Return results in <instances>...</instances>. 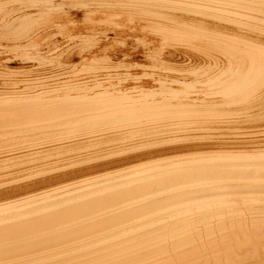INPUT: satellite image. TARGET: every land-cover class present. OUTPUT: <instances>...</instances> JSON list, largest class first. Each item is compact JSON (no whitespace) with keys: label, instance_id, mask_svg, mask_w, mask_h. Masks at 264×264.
<instances>
[{"label":"bare ground","instance_id":"bare-ground-1","mask_svg":"<svg viewBox=\"0 0 264 264\" xmlns=\"http://www.w3.org/2000/svg\"><path fill=\"white\" fill-rule=\"evenodd\" d=\"M54 1L55 0H0V11L4 10L1 8L7 7L8 4H9V6H11L12 3L16 4L17 5L16 7L21 6L19 8L20 10L23 9L22 7L26 8V10L29 9V11L27 10V12L22 10L24 13L22 14V11H21L20 13L22 15L17 13L18 15L16 14V16H13V11L11 13V10H10V14H12L13 17L9 14L8 11L5 12L4 15L7 13L8 14L5 15L3 18H6L8 15H10L12 18L9 19L10 16L7 17V23H5V25H3V26H2V24L0 25L1 26L0 27V36L4 37L6 39L12 38V39L16 40V42L18 41V39L20 41L24 40L26 37H28L29 34H32L30 32L33 30L34 26L36 27L37 25H39V24H37V25H35V24L38 23V21L40 23L42 21V20L40 21V19H42V18L45 19V17H47V12H50V11L52 12L53 10L54 11L56 10V13L58 11L60 12V10H57V9H59V8L61 9L63 6L62 4L64 2L61 4V2L59 0H57V1H59L60 3L54 2ZM68 1H71V0H68ZM72 1H74V0H72ZM104 1H107V3L110 2V5H108L109 3L108 4H105L104 2L103 3H104V5H107L110 8L116 9V10H114V11H116L115 13H117V10H118L120 12H125L124 14L127 13V14H130L131 16L136 17L139 21L144 20V21L150 22L151 25H154L155 29L158 30L157 31L158 34L161 35L162 32H164L165 34L163 33V35H166L167 38L172 39V41H174V40L180 41L183 39V41L184 40L188 41V42L186 41L187 44L191 41H194L195 43L198 42L199 45L201 46L200 47L201 50L198 48L199 54L201 57H203L204 60H208L209 64L213 63V61H214V63L216 62L215 64H217L219 62L217 64L218 69H217V71H215L216 69H214L213 74L211 72L212 70L209 72L210 74H208L207 71L202 72L201 70H199L202 73H207V75H206L207 77L206 78L204 77L205 79L203 80V83L202 82H200V83H202L207 89H210V91L212 93L210 91L209 92L207 91L210 95L207 96L208 98H206L205 95H207V94L205 93V95H204L203 94L204 91L203 92L201 91L202 93L201 92L200 93L203 94L205 99H203L202 98L203 96H202V97H199L202 99H196V97H195V99H193L191 101H188L187 97H186V100H183L184 99V95H183L184 93H183L182 94L183 96H180V97H183L182 99L178 98V99H176V101H172L173 99L165 100L166 98L168 99V97H169V96L167 97V93L165 91V93H166L165 99H163L164 98L163 97L164 95H163L162 99H159V101H158V99H157V101H154V100L150 101V99H149V101H147L145 99L142 100V99L138 98V100H137V99L129 98L128 97L129 94L126 95L127 88L125 90V87H127V86L124 87V90L122 89L124 84L120 85L121 89L123 91L122 90L120 91V89L117 91V89L119 87H117V89L114 91H111L110 89L103 88V87L96 90L95 88H97V86H98V85L96 86L97 83L95 84V88H93L94 87L93 83H95V82L91 81V80H96L95 79L96 77L94 79L90 78L91 79L90 81L92 83L91 82H89V83L91 85L93 84L92 88H90V87L86 88L84 86L85 88L79 89V90H77L78 87H76V86L73 88L71 87L70 90H66L67 87L65 88L64 87L65 84H64V85H60L61 87H63V88H61V89H63V91L59 92L57 88H56L57 91L50 89V87H52L53 85H51L50 87H48V86L46 87V84H47L46 83V84H44L45 88L46 89L49 88V90L47 89V91H41V90L38 91L37 90L38 92H33V94L30 93L31 95H26V96L22 95V93H21L22 96H20V97H18V95L16 94L17 98H15V95H14L15 92H14V94H13L14 98H12V97L11 98H0V140H4V139L7 140V138H8V141H9L10 137L11 138L20 137L19 138V140H20L21 138H24V137H26V138L28 137L29 139L34 137L35 139H37L36 137H41V136H44L46 138L47 137L50 138V137L55 136V135H58V136L62 135L61 137L50 138V140L48 139L45 143H41L42 146L39 148L44 149V150H45V148H47V150H48L49 147H51V146L53 147L56 144H58L57 145V147H58L60 145L61 146L62 145H68V146L74 145L75 146V145H77V142H79V141L81 142L84 140H89L92 142V140H97L98 138H100L101 134H102L101 136L104 138L103 133H99V132H104L105 130H99L96 132L90 131L91 133L88 132L89 134H83L82 136H80V135L77 136V134L75 132H78L77 130H92V129L95 130L94 128L99 126V124L102 125V123H105V122L109 123V125L116 126L114 128H110V130L111 129H118V128H121V130H123V127L133 128V129L137 128V127H141L142 124L146 123V122L150 123V125H151V122L155 123V121H157V120L159 121L160 118L176 117V119H177V117H179L178 118V120H179L182 115L183 116L188 115L189 118L184 119V120L180 119L178 121L179 123L175 122L177 125L176 129H178L177 132H180V133L181 132H188L190 134L196 133V132H202L203 133V131L207 132L206 130H208L210 132L211 129H215L214 126L219 128L217 125L227 126L231 123H234L235 120H237V122L239 120H242L241 121L242 123L250 122L253 124L256 123V125H257V123H258V125L260 123V125H259L261 127L260 133H261V136L264 137V0H104ZM74 2H70V4L72 3L71 6L73 5ZM84 3H85V1H84ZM86 3H88V1ZM89 3H90V0H89ZM92 3H96V2L92 1ZM92 3H90V4H92ZM64 4H66L65 5L66 7L69 6L68 2H65ZM97 4H98V2H97ZM5 5H7V6H5ZM75 5H76L75 8L78 7L79 11L82 10V9L80 10L78 3H76ZM81 5H83L82 2H81ZM104 5H103V9L106 8ZM83 6H81V7H83ZM90 6H92V5H90ZM95 6H97V5L95 4ZM12 7H13V5H12ZM66 7H65V9H66ZM7 8L10 9V7H7ZM7 8H5V10ZM34 9H37V10L33 11ZM67 9H69L71 11V9L73 10V7L67 8ZM89 9H91V7ZM96 9H98V8L96 7ZM96 9H95V12L91 11L92 13L91 12H89V13L90 14L97 13L99 9L98 10H96ZM100 9H101V6H100ZM103 9H102V14H103V12L106 11V10L103 11ZM75 10H74V12H75ZM86 10L89 11L88 7L86 8ZM86 10H85V12H86ZM17 11H19V10H17ZM61 11H63V8L61 9ZM76 11H78V10H76ZM83 11H84V8H83ZM109 11L111 12L112 10H109ZM109 11H107V12H109ZM35 12H37V13L40 12V15L41 14L42 15L40 16L37 13H36L37 16L33 15V13H35ZM65 12H67V11H65ZM65 12L63 11V13H65ZM78 12H76V13H78ZM99 12H101V10ZM1 13H3V12H1ZM58 13H57V15H58ZM72 13H73V11H72ZM89 13H87V14H89ZM112 13H114V12L112 11ZM53 14H51L50 17ZM60 14H61V12H60ZM69 14H71V13H69ZM80 14L82 15V13L79 12V15ZM1 15L3 16V14H1ZM65 15L67 16V14H65ZM76 15H78V14H76ZM99 15H100V13H99ZM119 15H121V14H119ZM119 15L116 14V16H119ZM66 16H64V17H66ZM72 16H73V14H72ZM111 16H112V14H111ZM85 17H84V19L86 20V18H88V17H86V18ZM93 17L96 18L98 16H96V17L92 16V19H93ZM108 17L109 16H107L106 19H108ZM127 17L128 16H126V18ZM3 18L1 17V19H3ZM72 18L70 17L68 21H70V19L72 20ZM74 18H75V16H74ZM76 18H78V17H76ZM80 18H82V17H80ZM102 18H104V17H102ZM8 19H9V21H8ZM67 19L68 18H66V22H68ZM99 19H101V18H99ZM116 19H117V17H116ZM132 19H130V20H132ZM137 19H135V20H137ZM63 20H64V18H63ZM76 20H79V19H76ZM48 21L50 22L49 18H48ZM48 21L46 22L47 24H48ZM54 21H56V20H54ZM58 21H60V20L58 19ZM88 21H90V20L88 19ZM94 21L98 22V20H94ZM94 21H93V25L96 24V22L94 24ZM122 21H124V20H122ZM2 22H3V20H2ZM84 22H87V21H84ZM101 22H103L102 19H101ZM110 22H111V19H110ZM0 23H1V21H0ZM78 23H79V21H78ZM111 23H114V22H111ZM41 24H42V27L45 26V25H43V23H40L39 26H41ZM71 24L72 23H70V25ZM81 24H86V26H88L87 23H83L82 21H81ZM97 24L99 25V22ZM114 24H112V25H114ZM119 24H118V26H120ZM137 24L138 23H136V26L139 27V25H137ZM143 24H144V22H143ZM52 25L53 24H51V22H50V27H52ZM57 25L58 24H56V26ZM60 25H59V27H61ZM64 25L65 24H63V26ZM67 25H69V24H67ZM73 25L75 26L78 24H74V21H73ZM48 26H49V24H48ZM84 26H82V28ZM106 26H107V24H106ZM122 26H123V24H122ZM142 26H144V25H142ZM59 27H56V28L60 29ZM37 28L40 29L41 27H37ZM37 28H36V30H37ZM75 28H78V27L75 26ZM84 28L86 29L87 27H84ZM98 28H101L100 25H99V27L97 26V29ZM133 28H136V27H133ZM45 29H44L45 32H43L42 30H39V31H41V33L46 34L47 30H45ZM90 29L92 30V28H89V29L87 28L85 31L87 32V30H90ZM97 29H96V31H97ZM111 29L113 30L114 28H111ZM116 29H114V30H116ZM136 29H138V28H136ZM65 30L68 31V28ZM93 30L95 32V29H93ZM102 30H105V29H102ZM102 30H100V31H102ZM117 30H120V29L118 28ZM124 30L125 29H123V32H124ZM143 30H145V29H142V31ZM159 30L161 31V33L159 32ZM78 31H79V28H78ZM108 31H110V29ZM111 31H110V34H111ZM127 31H128V29H127ZM86 32H85V34L88 33V32L87 33ZM91 32H93V31H91ZM114 32H112L113 35L117 34L119 31L115 34H114ZM120 32H121V30H120ZM41 33H39V35ZM67 33H69V31ZM78 33H80V32H78ZM89 33H90V31H89ZM107 33L109 34V32H107ZM154 33L156 34V31ZM45 34H43V35H45ZM49 34H51V32H49ZM104 34H106V32ZM158 34H156V35H158ZM47 35H48V33H47ZM76 35H78V34H76ZM31 36H33V35H31ZM81 36H82V34H81ZM85 36L86 35H84L82 37L84 38ZM94 36H92L93 37L92 39L95 38ZM106 36L108 37V35H106ZM36 37H39V36H36ZM73 37H76V36H73ZM90 37H91V35H90ZM154 37H155V35L153 36V39H154ZM162 37L163 36L161 35V38L160 37L159 38L162 40ZM76 38H81V37H79V35H78V37H76ZM101 38H103V37L101 36ZM41 39H43V37ZM65 39H66V37H65ZM114 39L116 40V37ZM150 39L153 40L152 38H149V40ZM163 39L165 41V36ZM84 40H85V42H87L86 39H84ZM25 41H27V40L25 39ZM90 41H92V40H89L88 42L90 43ZM99 41H97V42L100 43ZM179 41H178V43H179ZM21 42H23V41H21ZM21 42L18 41V44ZM33 42H34V40H33ZM33 42L28 40V42L26 44H24L23 46H21V44H20V46H18V44L16 43L17 46L16 47L14 46V47H15V49L20 47L16 50V51H19V53H20L21 49L23 51V48H24V50L27 49L29 51L31 49V51H32V49L34 48ZM38 42L39 41H37V45L39 44ZM76 42H78V41H76ZM85 42H83V44H85ZM94 42H95V40H94ZM94 42H92V43L94 44ZM170 42H171V40H170ZM60 43H62V42H60ZM101 43H102V41H101ZM174 43H176V41ZM181 43H183V42L181 41ZM191 43H193V42H191ZM48 44H51V43L49 42ZM156 44H154V46ZM172 44L170 43L171 46H172ZM176 44H174V46H176ZM184 44H182V45H184ZM187 44H186V46L185 45L184 46L187 48L186 50H189L188 46H192V44H189L188 46H187ZM101 45H99V46H101ZM165 45H167V48ZM165 45H163V46L166 48V50H168V48H169L168 43ZM104 46H106V44ZM196 46H198V44ZM102 47L103 46H101V48ZM81 48H82V46H81ZM83 48H84V46H83ZM97 48L95 50L98 51ZM157 48H159V46ZM181 48L182 47H180L179 49H181ZM192 48H194V47H192ZM192 48H190V49H192ZM99 49H100V47H99ZM106 49H104V50H106ZM153 49H154V47H153ZM172 49H170V50H172ZM34 50H36V49H33V51ZM102 50L100 49L99 52H101ZM170 50H168V51H170ZM176 50H178V49H175L172 51H176ZM9 51H10V49H9ZM157 51H158V49H157ZM190 51H194V50H190ZM29 52L25 53L27 55H24L22 53L20 56L23 55L24 58L27 56L28 58H26L25 60H28L29 55H30ZM40 52L41 51L39 50V53ZM74 52H75V50H74ZM79 52H80V50H79ZM116 52H114V53H116ZM196 52H197V50H196ZM41 53H40V55H41ZM46 53H47V51H46ZM82 53H83V51L81 50V53L78 54V56L81 55ZM97 53H94V54H97ZM148 53H151V52H148ZM160 53H163V52H160ZM169 53H171V55H172V53H176V52H169ZM169 53H167V54H169ZM183 53H185V52H183ZM187 53L188 52H186L185 54L187 55ZM31 54H36V53L32 52ZM91 54L92 53H90V56H91ZM120 54H122V52H120ZM178 54H179V52H178ZM119 55H117L116 58H118ZM148 55H150V54H148ZM176 55H177V53H176ZM23 56H22V58H23ZM34 56H36V55H34ZM61 56H63L62 53L60 54V57ZM93 56H95V55H93ZM112 56H115V55H112ZM153 56L156 57V55H154V54H153ZM157 56H158V58H160L159 55H157ZM160 56H162V55L160 54ZM167 56L168 55H166V57ZM181 56H182V53H181ZM40 57H44V56H40ZM86 57H88V56H86ZM98 57H99V55H98ZM120 57H122V55H120ZM151 57H152V54H151ZM186 57H191V56H186ZM94 58L90 57L89 59L94 60ZM170 58H174V57H170ZM220 58H223L224 62H222ZM37 59H40V58L38 57ZM198 59L201 60L202 58L200 59V57H198ZM3 60H4V58H3ZM75 60H76V58H75ZM175 60H177V59H175ZM178 60H179V58H178ZM188 60H189V58H188ZM41 61H42V59H41ZM41 61H40V63H41L40 65H42ZM44 61H45V59H44ZM49 61H50V59H49ZM69 61H71V60H69ZM92 61H90V62H92ZM120 61H122V60H120ZM160 61H162V60L160 59ZM160 61H159V64H160ZM201 61H200V63H201ZM209 61H212V62H209ZM51 62H53V61L51 60L50 63ZM79 62H78V64H79ZM86 62L88 63L89 61L87 60ZM6 63H9V64L13 63V60H10V61L8 60V61H6ZM20 63H22V62H20ZM37 63H39V62H37ZM43 63H45V62H43ZM117 63L120 64L121 62H117ZM187 63H185V64H187ZM208 63L206 65L207 69L209 68ZM45 64H48V63L46 62ZM45 64H43V65H45ZM72 64L73 63L71 62V65ZM82 64H83V62H82ZM91 64H93V62ZM91 64L88 65L87 68L89 66L93 67V65H91ZM114 64H116V63L114 62ZM130 64H132V63H129L128 65H130ZM185 64L183 67H186ZM213 64H211V65H213ZM58 65L60 66V64H58ZM80 65H78V66H80ZM121 65H123V63ZM121 65H119V66H121ZM154 65H156V64H154ZM170 65H172V64H170ZM196 65H198V64H196ZM50 66H51V64H50ZM74 66L72 67V69H75ZM132 66L133 65H131L130 67H132ZM190 66H192V64H190ZM36 67H38V66H36ZM45 67L47 68V66H45ZM68 67H69V69H71V66H68ZM123 67H124V65H123ZM134 67H138V66H134ZM152 67H153V65H152ZM203 67L204 66H202L200 68H202V70H203ZM76 68H78V67H76ZM79 68L81 69V67H79ZM98 68H101V66ZM107 68H109V67H107ZM175 68H177V67H175ZM193 68H192V70H193ZM84 69H85V65H84ZM94 69H95V67H94ZM103 69H104V67H102V71L104 72ZM181 69H183V68H181ZM210 69L211 68H209L208 70H210ZM87 70H89V69H87ZM185 70L187 71V69H185ZM192 70H191V72H193ZM197 70H195V71L197 72ZM204 70H205V68H204ZM117 71L118 70H116V72ZM129 71H131V70H129ZM195 71L193 72V76H195L194 75ZM8 72H9L8 74H13V73H10L9 70H8ZM29 72H31V71H29ZM79 72L82 73V71H79ZM96 72H98V71H96ZM112 72H113V74H115L114 71H112ZM124 72L126 73V71H124ZM201 72L199 73V75H202ZM35 73H36V71H35ZM35 73H33V74H35ZM69 73H71V71ZM85 73H87V71H85ZM92 73H91V75H92ZM134 73L136 75L135 71H134ZM175 73L179 77V73H177V72H175ZM8 74H7V77L9 78ZM29 74L31 75L32 73H29ZM71 74L73 75V72ZM74 74H75V72H74ZM108 74H109V72H108ZM144 74L146 75V73H143L142 75H144ZM186 74H188V73H186ZM189 74H192V73H189ZM13 75H15V74H13ZM102 75H105L104 78L106 77V74L102 73ZM117 75H118V73H117ZM126 75H128V74H126ZM135 75H133V76H135ZM147 75H148V73H147ZM157 75H158V73L156 74V78H157ZM0 76H2V75H0ZM26 76H27V74H26ZM95 76H97V75H95ZM121 76H122V73H121ZM130 76L132 77V75H130ZM153 76H155V75H153ZM66 77H65V79H66ZM75 77H79V76L75 75ZM100 77H101V75H100ZM112 77L115 78V76H112ZM159 77L160 76H158V78ZM162 77H164V75ZM173 77H174V75H173ZM189 77H191V76H189ZM17 78H18L17 84H19L21 81L19 82L20 79L18 76H17ZM57 78H59V77H57ZM84 78H85V76L82 79L84 80ZM104 78L102 77V79H104ZM114 78H112V80ZM127 78H128L127 80L130 79L129 75ZM132 78H134V77H132ZM149 78H150V76H149ZM197 78H198V76H197ZM200 78L201 77H199L198 79H200ZM33 79H34V77H33ZM43 79L44 78H42V80ZM76 79H78V78H76ZM109 79H111V78H109ZM139 79H141V77ZM143 79L144 78H142V80ZM145 79H148V77ZM151 79H148V81H150ZM154 79H155V77H154ZM176 79H178V78H176ZM181 79H182V77H181ZM184 79H187V78L185 77ZM193 79L195 80V77ZM2 80H4L3 82H5L6 79H2ZM2 80H0V81H2ZM9 80H11V77L9 78ZM14 80H17V79H14ZM32 80H30V81H32ZM42 80H40V82H44ZM61 80L62 79L60 78V81ZM66 80L68 82V79H66ZM85 80L87 82L89 81L86 78H85ZM85 80H84V82L81 81L82 84L86 82ZM99 80H100V78H99ZM114 80H116V79H114ZM119 80H116L115 82H117V81L119 82ZM121 80H120V82H121ZM170 80L167 79V81H169V82H170ZM192 80H191V82H192ZM65 81H64V83H65ZM76 81H79V79ZM104 81L106 82V80H104ZM159 81H161V80H158V82ZM175 81H177V80H175ZM181 81H183V79ZM188 81H187V84H188ZM50 82H48V83H50ZM111 82H113V81H111ZM118 82H117V84H118ZM126 82H128V81H125L124 83H126ZM153 82H154V80L152 81V84H153ZM184 82H185V80H184ZM191 82H190V84L193 83V82L192 83ZM0 83H2V82H0ZM31 83L33 84V82H31ZM31 83L29 82L30 86H34V85L39 84V83H37V84L31 85ZM55 83L59 84L60 82H55ZM89 83H87V86ZM161 83H163V82H161ZM161 83L159 82L160 85H161ZM168 83L166 85L163 83V85L165 87L163 86L161 88H166ZM173 83L175 84V82H173ZM8 84H9V82H8ZM12 84H14V83H11V85ZM20 84H22V83H20ZM20 84H19V86L18 85L17 86L20 87ZM72 84L74 86V83H72ZM117 84L112 83V86L117 85ZM193 84H195V83H193ZM197 84H199V81ZM197 84H196V88L198 90H200L199 86ZM2 85H1V87H2ZM76 85H78L80 87L79 84H76ZM109 85H111V84H109ZM109 85H107V86L109 87ZM172 85L170 84V87ZM178 85L179 84H176V86H178ZM182 85L183 84H181V86ZM70 86H71V84H70ZM189 86H191V85H189ZM189 86L187 85V87H189ZM202 86L200 88L204 90L205 87L202 88ZM18 87H16V88H18ZM25 87H24V89H25ZM36 87H39V85ZM114 87H116V86H114ZM187 87L184 90H187ZM40 88H41V86H40ZM128 88L130 89V87H128ZM190 88H192V86ZM193 88H192V90H195ZM36 89H38V88H36ZM42 89H43V87H42ZM59 89H60V87H59ZM113 89H115V88H113ZM134 89L135 88H133L132 90L134 91ZM6 90H7V88H6ZM12 90L14 91V88ZM17 91H16V93H17ZM31 91H33V89ZM115 91H117V92H115ZM124 91H126V93ZM133 91H130V93H132ZM137 91L138 90H136L134 92L139 94L140 91L139 92H137ZM147 91H146V94L147 93H149V94L153 93V92H147ZM160 91L156 92V93L160 94ZM170 91H172V90L170 89ZM174 91H173L174 94L179 95L178 93H180V92H178V89H175ZM0 92H1V90H0ZM10 92H11V90H10ZM193 92L195 93V91H193ZM143 93L144 92H142V94ZM194 93L190 92V94H194ZM0 94H2V93H0ZM9 94L10 93H8V95H7V92H6V95L4 97L10 96ZM134 94H132V96ZM144 94H143V98H145ZM168 95H170V94H168ZM194 95H196V94H194ZM129 96H131V95H129ZM149 96L150 95H148V97ZM153 96H152V98H154ZM198 96H200V94ZM138 97H140V96H138ZM173 97L175 99V95H173ZM177 97H179V96H177ZM212 97H214L215 99H218V100H215ZM133 98H135V97H133ZM149 98H151V96ZM190 98H192V97H190ZM160 100H165V101H160ZM142 120H144V121H142ZM110 122L114 123V124H110ZM164 122H166V121H164ZM120 123L122 125H120ZM106 126H107V124H106ZM100 127H102V126H100ZM151 127L153 128L152 125H151ZM161 127L162 126H160V128ZM241 127H242V125H241ZM160 128H158V129H160ZM162 129H164V128H162ZM146 130H147V128H146ZM146 130L144 131L145 133H146ZM138 131H139V129H138ZM151 131L153 133L155 132L153 130H151ZM162 131H165V129ZM166 131L168 132L169 130L167 129ZM174 131H175V127H174ZM250 131H251V129H250ZM73 132L75 133L74 135L68 136L69 134H71ZM117 132H119V130ZM124 133H125V131H124ZM164 133L166 134V132H164ZM64 134L67 136H64ZM106 134H108V133L106 132ZM132 134H134V133H132ZM138 134H140V132ZM152 135L153 134H151V137L149 136V138H153ZM167 135H169V134H167ZM255 135H254V137H256ZM115 136H116V133H115ZM117 136H116V138H117ZM120 136L118 138H120ZM123 136H126V135H123ZM123 136L121 138H123ZM130 136H132L131 133H130ZM189 136L190 135H185L184 140L190 139L193 136V134L190 138H188ZM195 136H197V134ZM247 136L248 135H244V137H247ZM139 137H140V135H139ZM145 137H146V135H144V138ZM162 137H163V135H162ZM168 137H170V136H168ZM177 137H175V138L177 139ZM193 137L191 138L192 142L190 141L191 139L189 140L190 143L187 142L190 145L186 146V147L191 148L192 150H194V149L196 150V148L197 149L206 148L207 149L206 154L208 153V149H209V151L211 149H216V151H218V152H213L214 153L213 156L211 154V156L197 157V158H196V155L194 154V156H195L194 159L186 160V162L180 163L182 161V157H183L182 155H183L185 150L183 151V153L180 151L182 153V155H181L182 157H179V155H178V157L181 158L180 159L181 161H179V163H178V161H176L177 163H175V164L173 163L172 165L169 164V166H166L167 164L162 165V166H166V167H159V166H161L160 164L158 165V167L157 166L155 167L153 165V162H152L150 164H152L154 166L153 169H151L152 168L151 167L149 170L147 169L146 172H143V170H142V173L139 175H136V176H133L134 174L132 172L131 174H133V175H130L131 176L130 177L129 176L130 173L127 172V174L129 173L127 175L128 178H127V176H126V178H123V176H122V178L117 179L114 176L113 178H115L116 180L114 179L111 181V178H109L110 182L105 181L106 182L105 183V182H103L105 180L104 179L102 181L103 183H100V181H99V183H96V185H94V184H92V186L89 185V187L87 186V187H85L79 191L75 189L77 192L76 191L74 193L71 192V194H68V195L63 196V197L59 196V198L58 197H56L55 199L51 198V200L49 199L50 197H48L49 201H47V202L41 201V202H43L41 205H39V203H37L36 205L37 206L39 205L38 207L35 206V208H34V207L29 205V208L31 207L30 210L27 207V210L23 211V208H22V209H20V210H22L21 212L14 210V211H11V213L14 212V214L9 213L10 215L6 214L8 212L2 211L5 214H3L4 216L2 215L0 217V264H264V138L262 137V139H252L250 141L249 140L248 141H245V140L242 141V139H241L242 142H240L239 140H236V143H233L232 145L231 144L227 145V143H224V141H222L220 138L219 139L221 141H219L218 137H216L218 140L215 139L214 136L213 137L215 140L212 139V137H211V138H206V140L204 142L202 141L203 136H201V139H200V137L197 136L202 142L201 141L199 142V140H198V142L195 141V139ZM220 137H222V136H220ZM113 138H114V136H113ZM179 138H180V136H179ZM230 138H231V135H230ZM163 139H161V140L163 141ZM172 139H173V137H172ZM232 139H230V141H232ZM107 140H109V136L107 137ZM111 140H109V141L113 142ZM145 140L146 139H144V141ZM193 140L195 142H193ZM10 141H12V140H10ZM33 141H34V139H33ZM103 141H104V139H103ZM109 141H107V142H109ZM114 141H115V139H114ZM142 141H143V139H142ZM144 141H143V143H144ZM147 141H146V144H147ZM177 141H175V142H177ZM233 141H235V140H233ZM17 142H19V141H17ZM34 142L36 143V141H34ZM94 142H96V141H94ZM158 142L159 143L155 142V145L158 146L160 144V141L158 140ZM1 143H3V142H1ZM14 143H15V141H14ZM26 143H28V141ZM35 143H33V144H35ZM128 143L129 142H127V144ZM134 143L136 144L137 141ZM3 144H5V143H3ZM20 144H22V143H20ZM45 144H47V145H45ZM140 144H138V145L141 148ZM148 144H151V142ZM148 144L146 145V148H147V146L149 147ZM167 144H168V142H167ZM23 145H25V144H23ZM36 145L38 146V144H36ZM82 145H84V144H82ZM86 145H87V143H86ZM120 145H121V143H120ZM132 145H133V142H132ZM176 145H177V143H176ZM1 146H3V145H1ZM12 146L13 145H11V147ZM27 146L29 147V145H27ZM162 146H163V144H162ZM125 147L127 149V145H125ZM153 147L154 146H152V148ZM181 147H179V149H181ZM183 147H185V146H183ZM34 148H35L34 146H33V148H31V152H32V149H34ZM78 148H79V146H78ZM133 148H136V147H133ZM144 148H145V146H144ZM159 148H161V145L159 146ZM164 148L166 149L168 147L165 146ZM172 148L175 149L174 146H172ZM55 149H56V147H55ZM119 149H121V148H119ZM128 149H130V148L128 147ZM156 149H158V147ZM174 149H173V152H174ZM191 149H189V151ZM66 150L69 151L67 148H66ZM70 150H71V148H70ZM122 150L124 151V149H122ZM163 150H162V152H163ZM166 150H168V149H166ZM169 150H170V148H169ZM29 151H30V149L26 150V149H21V148H19V149L15 148L13 151L10 149L7 152H0V157H3V156L7 157L8 156V158H11L9 156H11V155L16 156L19 154L21 157L22 156L21 154H24V153L26 154V152L28 153ZM41 151H40V153H41ZM196 151H194V152H196ZM199 151L200 150H198V154H199ZM201 151H202V149H201ZM211 151H210V153H211ZM45 152L48 153L47 151H43V153H45ZM127 152H129V151H127ZM158 152H161V150ZM166 152H167V154L169 153V151H166ZM173 152H171V153H173ZM194 152H192V153H194ZM203 152H201V153L203 154ZM121 153L122 152H120L118 154H121ZM174 153H176V152H174ZM178 153H179V151H178ZM37 154H39V153H37ZM148 154H145V155H148ZM163 154L167 155V154H165V152ZM31 155H32V153H31ZM110 155H112V154L110 153ZM190 155H191V157H194V156H192V154H190ZM15 156H13V158ZM184 156H186V154ZM187 156H189V155H187ZM204 156H206V155L204 154ZM105 157H108V156L105 155ZM142 157H144V156L142 155ZM178 157H177V159L179 160ZM16 158L18 159V157H16ZM22 158L23 157H21V159ZM98 158H103V157H98ZM148 158H151V157H148ZM172 159H174V158L172 157ZM185 159H186V157H185ZM1 160L3 161V158ZM8 160H10V159H8ZM138 160L140 161L141 159H138ZM161 161H156V162H161ZM163 161H165V159ZM168 161L170 163V160H168ZM156 162H154L155 165L157 164ZM172 162H175V161L172 160ZM146 166H148V168H149V165H146ZM146 168H145V170H146ZM130 169H132V168H130ZM130 169H129V171H130ZM48 171H47V173H48ZM41 173H42V171H41ZM116 173H117V171H116ZM111 174H109V175H111ZM119 176H121V174ZM43 179H44V177H43ZM86 181H90V180H86ZM41 182H42V180H41ZM91 182H94V181H91ZM84 183H85V181H84ZM76 184H78V183H76ZM76 188H78V187H76ZM79 188H81V187H79ZM64 189H66V188H64ZM58 190H60V189H58ZM7 193L1 192L0 195L7 194ZM61 194H59V195H61ZM43 196H45V195H43ZM37 197H40V196H37ZM33 198H35V197L32 196V200H33ZM26 199L27 200L31 199V197L26 198ZM40 200H43V199H40ZM19 202H21V201H19ZM26 202H28V201H26ZM9 204H11V203H9ZM34 204H33V206H34ZM11 206H12V204H11ZM20 207H22V206H20ZM15 208H12V209H15ZM7 210H9V209H7ZM16 212H18V213H16ZM65 238H67V239L70 238V240L68 239L69 240L68 242L64 241L63 243L62 242L60 243L59 241H57V244H54V245L52 244L50 247L47 246V244L54 243V240H57V239L66 240ZM60 241H62V240H60ZM58 242L60 243L59 245H58ZM38 247H42V249H40V248L36 249ZM30 250H33L31 252H32V255H34V256H31V257L26 256L25 258L24 257L21 258V255H20L19 256L20 258H15L16 256L14 254L18 255L17 253L22 254L21 252L26 253V251L28 253V252H30ZM33 253H36V254H33ZM23 254H22V256H23ZM11 255H14L15 257H13V256L11 257ZM24 255H26V254H24ZM28 255H30V254L28 253Z\"/></svg>","mask_w":264,"mask_h":264},{"label":"rangeland","instance_id":"rangeland-1","mask_svg":"<svg viewBox=\"0 0 264 264\" xmlns=\"http://www.w3.org/2000/svg\"><path fill=\"white\" fill-rule=\"evenodd\" d=\"M60 2H61V4L64 2H68L69 3V6L68 7H66L65 5L67 4H62L63 6H62V8H63V11L65 12V11H67V12H65V13H63V11H61V9L59 8V9H57V10H60V12H61V14H60V12L58 13V15H57V13H56V10L54 11H50V12H47V17H45V19H40V23H43V25H45V26H43L42 27V24H41V26H39L40 25V23H39V21H38V23H36L35 25H37V24H39V25H37L36 27L34 26V28H33V30L30 32V33H32V34H29L28 35V37H26L25 39L27 40V41H25V39L24 40H21V41H23V42H21L19 39H18V41L19 42H21V43H19L18 44V41L16 42V40H14V39H12V38H4V37H1L0 36V75H2V76H0V80H2V79H6L5 80V82H3L4 80H2V81H0V82H2V83H0V87H1V85H2V87L0 88V90H1V92L0 93H2V94H0V98H14L13 96L15 95V98H17V95H18V97H20V96H22V95H24V96H26V95H31L30 93H32L33 94V92H38V91H47V89L49 90V88H45V85L44 84H46V87L48 86V87H50L51 85H53L52 87H50V89H52V90H56V88L58 89V91L59 92H61V91H63V89H61V88H63V87H61L60 85H64L65 84V88H66V90H70L71 89V87L73 88V87H78L77 88V90H79V89H83V88H92L93 87V84H94V87L93 88H95V84H96V86L98 85H100L99 87L97 86V88H95L96 90H98V89H100V88H107V89H110L111 91H114V90H116L117 89V87H119L118 89H117V91L120 89V91L123 89L124 90V87L125 86H127V87H125V90H126V88H127V93H126V91H124L125 93H126V95H131V96H129L128 95V97L129 98H132V99H137L138 100V98L139 99H142V100H147V101H149V99H150V101L151 100H154V101H157V99H158V101H159V99H162V96L164 97L163 99H165V97H166V93H167V97H168V99L166 98L165 100H171V99H173L172 101H176V99H178V98H180V99H182L183 97H180V96H183L184 95V99L183 100H186V97L188 98L187 100L188 101H191V100H193V99H195V97H196V99H205V97L203 96V94L205 95V93L207 94V95H205L206 96V98H208L207 96H209L210 94L208 93L209 91H210V89H207L202 83H203V80L207 77L206 75H207V73L208 74H210L209 72L211 71L212 72V74H213V70L214 69H216L215 71H217V69H218V67H217V64L219 63L218 61V63L217 64H215L214 63V61H213V63L215 64H213V63H208V60H204L203 59V57H201L200 56V54H199V49L201 50V46L199 45V43L198 42H194V41H191V42H193V43H191V42H189L188 44H187V40H184L183 41V39L182 40H174V41H172V39H169V38H167V36L166 35H163V33L164 32H162V40L160 39L161 38V35L160 34H158V30H156L155 29V26L154 25H151V23L150 22H147V21H144V20H138L136 17H134V16H131L130 14H124L125 12H120V11H118L117 10V13H115L116 11H114V10H116V9H114V8H110L109 6H107V5H104V3L105 4H108V5H110V2H108L107 3V1H104V0H92L93 2H96V3H92V1L90 0V3H92V4H90L89 3V0H87L88 1V3H86L87 1L86 0H84L85 1V3H84V1L83 0H74V1H68V0H59ZM59 1H57V0H55L54 2H59ZM82 2V4L84 5H81V2ZM59 2V3H60ZM70 2H74L75 4L76 3H78L79 4V7H80V10L81 11H79V8L78 7H76L75 8V4L73 3V5L71 6V4H70ZM97 2H98V4H97ZM100 2V3H99ZM104 2V3H103ZM102 3V4H101ZM95 4L97 5V6H95ZM100 4V5H99ZM12 5H13V7H12ZM68 5V4H67ZM83 6V7H81V6ZM90 5H92V6H90ZM103 5L106 7H104L105 9H103ZM5 6H7V5H5ZM17 5L16 4H11V6H9V4H8V6L7 7H10V9H8L7 7H5V8H7L6 10H5V8H1V9H4V10H2V11H0V16L3 18L5 15H7V14H5L4 15V13L5 12H9V14H10V10H11V13H12V11H13V16H16V14L18 13V14H21L20 12L23 10V11H25V12H27V10L29 11V9H27L26 10V8H24V7H22L23 9L22 10H20L19 8L21 7H16ZM86 6V7H85ZM94 6V7H93ZM100 6H101V9H100ZM65 7H66V9H65ZM73 7V10L71 9V11L69 10V9H67V8H72ZM88 7V10L89 11H87L86 10V8ZM91 7V9H89ZM96 7L99 9H96ZM13 8V9H12ZM76 10H78L80 13H82V15L80 16L79 15V12L78 11H76ZM83 8H84V11H83ZM94 8V9H93ZM95 9L96 10H98V14L97 13H93V14H90L89 12H95ZM102 9H103V11H105V12H103V14H102ZM16 10V11H15ZM17 10H19V11H17ZM35 10H37V9H34L33 11H35ZM74 10H75V12H74ZM85 10H86V12L87 13H89V14H87L86 12H85ZM101 10V12H99ZM109 10H112L114 13H112V11L110 12ZM15 11V12H14ZM22 11V14L24 13ZM72 11H73V13H72ZM107 11H109V12H107ZM1 12H3V13H1ZM76 12H78V13H76ZM91 12V13H92ZM36 13L37 12H35V13H33V15H36ZM50 13V14H49ZM55 15H54V14ZM69 13H71V14H69ZM84 13V14H83ZM99 13H100V15H99ZM109 15H108V14ZM112 14V16H111V14ZM125 15H123V14ZM1 14H3V16L1 15ZM17 14V15H18ZM21 14V15H22ZM37 14H39L40 15V12L39 13H37ZM49 14V15H48ZM51 14H53L51 17H50V15ZM65 14H67V16L65 15ZM72 14H73V16H72ZM76 14H78V15H76ZM86 14V15H85ZM111 16L110 18L108 17V19H106L107 18V16ZM116 14H121V15H119V16H116ZM11 16H12V14H10ZM10 15H8L7 17H9ZM38 15V16H39ZM42 15V14H41ZM40 15V16H41ZM57 15V16H56ZM62 15V16H61ZM66 16V17H64V16ZM86 17H88V18H86ZM131 17H130V16ZM9 17V19L10 18H12V17ZM37 16V15H36ZM55 16V17H54ZM61 18H60V17ZM74 16H75V18H74ZM90 16V17H89ZM92 16H98V17H96V18H94L93 17V19H92ZM104 17V18H102V17ZM106 16V17H105ZM124 18H123V17ZM126 16H128L130 19H137V20H130L128 17L126 18ZM1 17H0V21H1V23H0V25L2 24V26L3 25H5V23H7V17L6 18H3V19H1ZM72 18V20L70 19V21H68L69 20V18ZM76 17H78V18H76ZM80 17H82V18H80ZM84 17L86 18V20L84 19ZM115 17V18H114ZM116 17H117V19H116ZM120 17V18H119ZM48 18H49V20H50V22H51V24H53L52 25V27H50V22L48 21ZM55 18V19H54ZM63 18H64V20H63ZM66 18H68L67 19V21L69 22H66ZM98 18V19H97ZM99 18H101L102 20H103V22H101V19H99ZM9 19H8V21H9ZM47 19V20H46ZM58 19L60 20V21H58ZM76 19H79V20H76ZM83 19V20H82ZM88 19L91 21H88ZM110 19H111V22H114V23H111L110 22ZM2 20H3V22H2ZM54 20H56V21H54ZM63 22H62V21ZM83 22V23H87V25L89 26H86V24H81V21ZM94 20H98V22H99V25H100V27L101 28H98L97 29V26L99 27V25L97 24L98 22L97 21H94V24H95V22H96V24L95 25H93V21ZM122 20H124V21H122ZM5 21V22H4ZM48 21V24H49V26H48V24L46 23ZM53 21V22H52ZM73 21H74V24H78V25H75L76 27H78L79 28V31H78V28H75V26L73 25ZM78 21H79V23H78ZM84 21H87V22H84ZM105 21V22H104ZM140 23H139V22ZM62 22V23H61ZM65 22V23H64ZM76 22V23H75ZM117 22V23H116ZM127 22V23H126ZM143 22H144V24H143ZM70 23H72L71 25H70ZM89 23V24H88ZM107 24V26H106V24ZM110 23V24H109ZM120 23V24H119ZM132 23V24H131ZM136 23H138L137 25H139V27L138 26H136ZM56 24H58L57 26H56ZM61 24V25H60ZM63 24H65L64 26H63ZM67 24H69V25H67ZM103 26H102V25ZM112 24H114V25H112ZM118 24L120 25V26H118ZM122 24H123V26H122ZM130 24V25H129ZM59 25L61 26V27H59ZM81 25V26H80ZM85 25V26H84ZM94 27H93V26ZM106 27H105V26ZM118 27H117V26ZM129 25V26H128ZM142 25H144V26H142ZM70 26V27H69ZM82 26H84V27H87L88 29L89 28H92V30L90 29V30H87V32L89 33V31H90V35H91V37H90V35L85 31L86 29L83 27L82 28ZM91 26V27H90ZM96 26V27H95ZM116 26V27H115ZM1 27V26H0ZM37 27H41L40 29H38ZM50 27V28H49ZM55 27V28H54ZM56 27H59L60 29H58V28H56ZM64 27V28H63ZM66 27V28H65ZM110 27V28H109ZM132 27V28H131ZM133 27H136V28H138V29H136V28H133ZM36 28H37V30L39 31V30H42L43 32H45L44 31V29L45 30H47L46 32L48 33V35H47V33L45 34V33H41V31H37L36 30ZM49 28V29H48ZM62 28V29H61ZM68 28V31H69V33H67L68 31L67 30H65V29H67ZM73 28V29H72ZM81 28V29H80ZM111 28H114V29H120L121 30V32H120V30H112ZM70 29V30H69ZM93 29H95V32H94V30ZM96 29H97V31H96ZM102 29H105V30H102ZM110 29V31H111V34H110V31H108V30ZM123 29H125L124 30V32H123ZM127 29H128V31H127ZM133 29V30H132ZM142 29H145V30H143L142 31ZM150 29V30H149ZM156 31V34H158V35H156L154 32V30ZM36 30V31H35ZM83 30V31H82ZM100 30H102V31H100ZM107 30V31H106ZM51 32V34H49V32ZM54 31V32H53ZM91 31H93V32H91ZM101 33H100V32ZM104 31V32H103ZM115 31V32H114ZM119 31V32H118ZM75 32V33H74ZM78 32H80V33H78ZM84 34H83V33ZM85 32L88 34H85ZM106 32V34H104ZM107 32H109V34L107 33ZM112 32H114V34L115 33H117V34H115V35H113V33ZM159 32L161 33V31L159 30ZM39 33H41L42 35L43 34H45V35H39ZM99 35H98V34ZM122 33V34H121ZM153 35H152V34ZM60 34V35H59ZM69 34V35H68ZM73 34V35H72ZM76 34H78L79 35V37H81V38H76V37H78V35H76ZM81 34H82V36H84V35H86L84 38L81 36ZM101 34V35H100ZM103 34V35H102ZM165 34V33H164ZM31 35H33V36H31ZM71 35V36H70ZM95 35V36H94ZM106 35H108V37L106 36ZM141 35V36H140ZM155 35V37H154V39H153V36ZM36 36H39V37H36ZM70 36V37H69ZM73 36H76V37H73ZM92 36H94L95 38L94 39H92L93 37ZM100 36V37H99ZM101 36L103 37V38H101ZM107 38H106V37ZM164 36H165V41H164ZM43 37V39H41ZM64 37V38H63ZM65 37H66V39H65ZM72 37V38H71ZM107 39H105V38ZM116 37V40L114 39ZM142 37V38H141ZM160 37V38H159ZM29 38V39H28ZM38 38V39H37ZM90 38V39H89ZM98 38V39H97ZM100 38V39H99ZM113 38V39H112ZM133 38V39H132ZM149 38H152L153 40H149ZM160 40H159V39ZM6 39V40H5ZM41 39V40H40ZM48 39V40H47ZM60 39V40H59ZM69 39V40H68ZM73 39V40H72ZM81 39V40H80ZM84 39H86V41L87 42H85V40ZM92 40V41H90V43L88 42L89 40ZM156 39V40H155ZM169 41H168V40ZM28 40L29 41H31V42H33V40H34V48L33 49H36V50H34L33 51V49H32V51H31V49L28 51L27 49H25L24 50V48H23V51H22V49L20 50V53H19V51H16L18 48H20V47H18V48H16L15 49V47L17 46V44H18V46H20V44H21V46H23L24 44H26L27 42H28ZM46 40V41H45ZM55 40V41H54ZM78 41V42H76V41ZM94 40H95V42L97 43H95L94 42ZM100 40V41H99ZM125 40V41H124ZM135 40V41H134ZM151 42H149V41ZM156 42H155V41ZM159 40V41H158ZM170 40H171V42H170ZM37 41H39L38 43V45H37ZM62 42V43H60V42ZM97 41H99L100 43H98ZM101 41H102V43H101ZM176 41V43H174ZM178 41H179V43H178ZM181 41L183 42V43H181ZM187 41V42H186ZM14 42V43H13ZM47 42V43H46ZM51 43V44H48V43ZM67 42V43H66ZM83 42H85V44H83ZM92 42H94V44L92 43ZM153 42V43H152ZM160 44H159V43ZM186 42V43H185ZM17 43V44H16ZM55 43V44H54ZM158 45H157V44ZM164 43V44H163ZM168 43V46H169V48L170 49H172V50H175V49H178V50H176V51H172V50H170L169 48H168V50H170V51H168V50H166V48H167V45H165V44H167ZM170 43L172 44V46L170 45ZM185 43V44H184ZM102 44V45H101ZM106 44V46H104ZM116 44V45H115ZM132 44V45H131ZM148 44V45H147ZM154 44H156L155 46H154ZM174 44H176V46H174ZM181 46H180V45ZM182 44H184L185 46H186V44H187V46L189 45V44H192V46H188V49L189 50H186L187 48L184 46V45H182ZM198 44V46H196ZM64 45V46H63ZM80 45V46H79ZM99 45H101V46H103L102 48H101V46H99ZM153 45V46H152ZM163 45H165L166 46V48L163 46ZM178 45V46H177ZM15 46V47H14ZM42 46V47H41ZM81 46H82V48H81ZM83 46H84V48H83ZM142 46V47H141ZM159 46V48H157V47ZM8 47V48H7ZM12 47V48H11ZM41 47V48H40ZM57 47V48H56ZM80 47V48H79ZM91 47V48H90ZM98 47V48H97ZM99 47H100V49L102 50H104V49H106V50H102L101 52H99L100 51V49H99ZM153 47H154V49H153ZM175 47V48H174ZM178 47V48H177ZM180 47H182L181 49H179ZM192 48V47H194V48H192V49H190V48ZM197 49H196V48ZM3 48V49H2ZM6 48V49H5ZM60 48V49H59ZM86 48V49H85ZM98 49V51L97 50H95V49ZM135 48V49H134ZM164 48V49H163ZM199 48V49H198ZM9 49H10V51H9ZM48 49V50H47ZM63 49V50H62ZM80 50V52H79V50ZM90 49V50H89ZM149 49V50H148ZM157 49H158V51H157ZM163 49V50H162ZM39 50L42 52H40L41 53V55H40V53H39ZM72 50V51H71ZM74 50H75V52H74ZM81 50L83 51V53L81 54V55H79L78 56V54H80L81 53ZM153 50V51H152ZM190 50H194V51H190ZM196 50H197V52H196ZM46 51H47V53H46ZM98 53H97V52ZM117 51V52H116ZM142 51V52H141ZM167 51V52H166ZM179 52V54H178V52ZM182 51V52H181ZM26 52H29V59L28 60H25L26 58H28L27 56L24 58V56H23V58H22V56H20L22 53L24 54V55H27V54H25ZM36 53V54H31V53ZM114 52H116V53H114ZM120 52H122V54H120ZM132 52V53H131ZM148 52H151V53H148ZM159 52H163V53H160L162 56H160V54L157 53ZM169 52H176L177 53V55H176V53H172V55H171V53H169ZM183 52H188L187 53V55L185 54V53H183ZM11 53V54H10ZM62 53V55L63 56H61L60 57V54ZM74 53V54H73ZM90 53H92L91 54V56H90ZM94 53H97V54H94ZM114 53V54H113ZM146 53V54H145ZM167 53H169V54H167ZM181 53H182V56H181ZM44 54V55H43ZM73 54V55H72ZM87 54V55H86ZM122 55V57H120V55ZM141 54V55H140ZM145 54V55H144ZM148 54H150V55H148ZM151 54H152V57H151ZM153 54L154 55H156V57H154L153 56ZM164 54V55H163ZM176 56H175V55ZM189 54V55H188ZM198 56H197V55ZM34 55H36V56H34ZM48 57H47V56ZM59 55V56H58ZM77 57H76V56ZM85 55V56H84ZM93 55H95V56H93ZM97 55V56H96ZM98 55H99V57H98ZM112 55H115V56H112ZM117 55H119L118 56V58H116L117 57ZM147 55V56H146ZM157 55H159V57L160 58H158V56ZM166 55H168L167 57H166ZM179 55V56H178ZM18 56V57H17ZM33 56V57H32ZM40 56H44V57H40ZM46 56V57H45ZM74 56V57H73ZM82 56V57H81ZM84 56V57H83ZM86 56H88V57H86ZM91 58H94V60L93 59H89L90 57ZM124 56V57H123ZM132 56V57H131ZM186 56H191V57H186ZM40 58V59H37V58ZM144 57V58H143ZM170 57H174V58H170ZM182 57V58H181ZM198 57H200V59L202 60H199L198 59ZM3 58H4V60H3ZM48 58V59H47ZM55 58V59H54ZM58 58V59H57ZM69 58V59H68ZM75 58H76V60H75ZM84 58V59H83ZM87 58V59H86ZM156 60H155V59ZM178 58H179V60H178ZM185 58V59H184ZM188 58H189V60H188ZM191 58V59H190ZM7 59V60H6ZM32 59V60H31ZM41 59H42V61H41ZM44 59H45V61H44ZM49 59H50V61L52 60L53 62H51L50 63V61H49ZM83 59V60H82ZM118 59V60H117ZM158 59V60H157ZM160 59L162 60V61H160ZM175 59H177V60H175ZM221 59V61L222 62H224V60H223V58H220ZM10 61V60H13V63H6V61ZM56 60V61H55ZM68 60V61H67ZM69 60H71V61H69ZM85 60V61H84ZM89 61L88 63L86 62V61ZM93 60V61H92ZM120 60H122V61H120ZM154 60V61H153ZM183 62H182V61ZM188 60V61H187ZM194 60V61H193ZM204 60V61H203ZM27 61V62H26ZM33 61V62H32ZM40 61L42 62V65H40L41 63H40ZM75 61V62H74ZM80 61V62H79ZM90 61H92L93 62V64H91L92 62H90ZM159 61H160V64H159ZM193 61V62H192ZM196 61V62H195ZM200 61H201V63H200ZM4 62V63H3ZM12 62V61H11ZM20 62H22V63H20ZM37 62H39V63H37ZM43 62H47L48 64H45V63H43ZM71 62L75 65H71ZM78 62H79V64H78ZM82 62H83V64H82ZM85 62V63H84ZM107 62V63H106ZM114 62L116 63V64H114ZM117 62H121L120 64L119 63H117ZM132 63V64H130V65H128L129 63ZM178 62V63H177ZM189 64H188V63ZM199 62V63H198ZM209 62H212V61H209ZM29 63V64H28ZM69 65H68V64ZM76 63V64H75ZM123 63V65H124V67H123V65H121ZM126 65H125V64ZM168 63V64H167ZM182 63V64H181ZM185 63H187V64H185ZM207 63L209 64L208 65V67L209 68H211L210 70H208L206 67V65H207ZM22 64V65H21ZM43 64H45V65H43ZM50 64H51V66H50ZM53 64V65H52ZM58 64H60V66L58 65ZM81 64V65H80ZM93 65V67L91 68L90 66L87 68V66L88 65ZM114 64V65H113ZM118 64V65H117ZM154 64H158L157 66L156 65H154ZM162 64V65H161ZM170 64H172V65H170ZM177 64V65H176ZM184 64H185V66L186 67H183L184 66ZM190 64H192V66H190ZM196 64H198V65H196ZM211 64H213V65H211ZM63 65V66H62ZM71 66V69H69V67L68 66ZM78 65H80V66H78ZM84 65H85V69H84ZM101 66V68H98V67H100ZM119 65H121V66H119ZM128 65V66H127ZM131 65H133L132 67H130ZM152 65H153V67H152ZM181 65V66H180ZM189 67H188V66ZM196 65V66H195ZM5 66V67H4ZM25 66V67H24ZM36 66H38V67H36ZM43 66V67H42ZM45 66H47V68L45 67ZM49 66V67H48ZM74 66V68L75 69H72V67ZM97 66V67H96ZM115 68H114V67ZM127 68H126V67ZM134 66H138V67H134ZM142 66V67H141ZM144 66V67H143ZM155 66V67H154ZM202 66H204L203 67V70H202V68H200V67H202ZM219 66V65H218ZM36 69H35V68ZM52 67V68H51ZM76 67H81V69L79 68H76ZM94 67H95V69H94ZM102 67H104V72L102 71ZM107 67H109V68H107ZM112 67V68H111ZM130 67V68H129ZM167 67V68H166ZM175 67H177V68H175ZM188 67V68H187ZM191 67V68H190ZM194 67V68H193ZM217 67V68H216ZM29 68V69H28ZM34 68V69H33ZM65 68V69H64ZM83 68V69H82ZM172 68V69H171ZM181 68H183V69H181ZM187 69V71L185 70V69ZM192 68H193V70H192ZM196 68V69H195ZM199 68V69H198ZM204 68H205V70H204ZM213 68V69H212ZM5 69V70H4ZM31 69V70H30ZM53 69V70H52ZM87 69H89V70H87ZM92 69V70H91ZM106 69V70H105ZM109 71H108V70ZM113 69V70H112ZM126 69V70H125ZM131 70V71H129V70ZM194 72L195 70H197V72L195 71V73H194V75L195 76H193V72H191V70ZM8 70L10 71V73H13V74H15V75H13V74H8L9 72H8ZM51 70V71H50ZM62 70V71H61ZM64 70V71H63ZM76 70V71H75ZM98 71V72H96V71ZM100 70V71H99ZM114 71V73L116 74H113V72L112 71ZM116 70H118L117 72H116ZM126 71V73L124 72V71ZM161 70V71H160ZM167 70V71H166ZM173 70V71H172ZM176 70V71H175ZM179 70V71H178ZM182 70V71H181ZM199 70H201L202 72L203 71H207V73H202L201 71H199ZM7 71V72H6ZM13 71V72H12ZM29 71H31V72H29ZM35 71H36V73H35ZM68 71V72H67ZM71 71V73L73 72V75L71 74V73H69ZM79 71H82V73H80ZM84 71V72H83ZM85 71H87V73H85ZM94 71V72H93ZM120 71V72H119ZM122 71V72H121ZM134 71L136 72V75H135V73H134ZM16 72V73H15ZM53 72V73H52ZM74 72H75V74H74ZM93 72V73H92ZM96 72V73H95ZM100 72V73H99ZM108 72H109V74H108ZM125 74H124V73ZM134 74H133V73ZM142 72V73H141ZM152 72V73H151ZM156 72V73H155ZM171 72V73H170ZM175 72H177V73H179V77L176 75V73ZM201 72V74L202 75H199V73ZM4 75H3V74ZM6 73V74H5ZM29 73H35V74H29ZM69 73V74H68ZM91 73H92V75H91ZM99 75H98V74ZM102 73L103 74H106V77L104 78V76L105 75H102ZM117 73H118V75H117ZM121 73H122V76H121ZM139 73V74H138ZM143 73H146V75L144 74V75H142ZM147 73H148V75L150 76V78H149V76L147 75ZM158 73V75H157V78H156V74ZM186 73H188V74H186ZM189 73H192V74H189ZM216 73V72H215ZM7 74L9 75V78L11 77V80H9V78L7 77ZM26 74H27V76H26ZM37 74V75H36ZM87 74V75H86ZM90 74V75H89ZM94 74V75H93ZM110 76H108V75ZM126 74H128L129 75V78L131 77L130 75H132V77H134V78H130L129 80H127L128 78V75H126ZM170 74V75H169ZM204 74V75H203ZM11 75V76H10ZM36 75V76H35ZM43 77H42V76ZM47 75V76H46ZM54 75V76H53ZM68 75V76H67ZM70 75V76H69ZM72 75V76H71ZM75 75L76 76H79V77H75ZM81 75V76H80ZM83 75V76H82ZM95 75H97V76H95ZM100 75H101V77H100ZM133 75H135V76H133ZM153 75H155V76H153ZM164 75V77H162ZM173 75H174V77H173ZM183 75V76H182ZM13 76V77H12ZM17 76L19 77V82L20 83H22V84H20V87H18L19 86V84H17V82H18V78H17ZM24 76V77H23ZM29 76V77H28ZM66 77V79H68V82H67V80L65 79V77ZM85 76V78L86 79H88L89 81L87 82L86 80H85V78H84V80L87 82V83H89V82H91V81H93V82H95V83H93L92 85L90 84H88V86H87V83L85 82V83H83L82 84V82H84V80L82 79L83 77ZM90 76V77H89ZM94 76V77H93ZM112 76H115V78L114 77H112ZM121 76V77H120ZM124 76V77H123ZM127 76V77H126ZM141 77V79H139L140 77ZM144 76V77H143ZM158 76H160L159 78H158ZM171 76V77H170ZM189 76H191V77H189ZM197 76H198V78L199 77H201L200 79H198L197 78ZM33 77H34V79H33ZM44 78L43 80H42V78ZM47 77V78H46ZM57 77H59V78H57ZM73 77V78H72ZM88 77V78H87ZM96 77V78H95ZM102 77L104 78V79H102ZM111 78V79H109V78ZM125 79H123V78ZM148 77V79H151L150 81H148V79H145V78H147ZM154 77H155V79H154ZM168 77V78H167ZM181 77H182V79H183V81H181L182 79H181ZM187 78V79H184V78ZM195 77V80L193 79ZM205 77V78H204ZM13 78V79H12ZM24 78V79H23ZM36 78V79H35ZM55 80H54V79ZM60 78L62 79L61 81H60ZM76 78H78L79 79V81H76V80H78V79H76ZM90 78H92V79H98L97 81L96 80H91ZM99 78H100V80H99ZM107 78V79H106ZM112 78H114V79H116V80H121V82H120V80H119V82H118V84H117V82H115L116 80H112ZM118 78V79H117ZM142 78H144L143 80H142ZM161 78V79H160ZM174 78V79H173ZM176 78H178V79H176ZM198 80H197V79ZM9 81H8V80ZM14 79H17V80H14ZM23 79V80H22ZM27 79V80H26ZM33 79V80H32ZM38 79V80H37ZM50 79V80H49ZM59 79V80H58ZM64 79V80H63ZM70 79V80H69ZM76 79V80H75ZM167 79L168 80H170V82L169 81H167ZM193 79V80H192ZM26 80V81H25ZM30 80H32V81H30ZM35 80V81H34ZM40 80H42V81H44V82H40ZM48 80V81H47ZM66 80V81H65ZM72 80V81H71ZM83 80V81H82ZM91 80V81H90ZM102 80V81H101ZM104 80H106V82L104 81ZM113 81V82H111V81ZM142 80V81H141ZM147 80V81H146ZM154 80V82H153V84H152V81ZM158 80H161V81H159L160 83L161 82H163L165 85L169 82L172 86L170 87V84L168 83V85H167V87L166 88H161V87H163L164 85H163V83H161V85L159 84V82H158ZM163 80V81H162ZM173 80V81H172ZM175 80H177V81H175ZM180 80V81H179ZM184 80H185V82H184ZM189 80V81H188ZM191 80H192V82L193 83H195V84H193L192 82H191ZM11 81V82H10ZM14 81V82H13ZM25 81V82H24ZM28 81V82H27ZM53 83H55V82H60L59 84L58 83H51V82ZM63 81V82H62ZM64 81H65V83H64ZM75 81V82H74ZM82 81V82H81ZM105 83H104V82ZM125 81H128V82H126V83H124ZM132 81V82H131ZM139 81V82H138ZM145 81V82H144ZM187 81H188V84H187ZM198 81H199V84H197L198 83ZM7 82V83H6ZM8 82H9V84H8ZM25 84H24V83ZM29 82L31 83V82H33V84H37V83H39V84H37V85H34V86H30V84H29ZM36 82V83H35ZM48 82H50V83H48ZM99 82V83H98ZM104 84H102V83ZM118 85H113L112 86V83L113 84H115V83ZM123 82V83H122ZM135 84H134V83ZM173 82H175V84L173 83ZM183 82V83H182ZM190 82L192 83V84H190ZM200 82H202V83H200ZM11 83H14V84H12L11 85ZM68 83V84H67ZM71 84V86H70V84ZM72 83H74V86H73V84ZM92 83V82H91ZM101 83V84H100ZM131 83V84H130ZM143 83V84H142ZM183 84L182 86H181V84ZM18 86H17V85ZM32 83H31V85H33ZM57 84V85H56ZM68 86H67V85ZM76 84H79L80 85V87L78 86V85H76ZM85 84V85H84ZM109 85V84H111V85H109V87L107 86V85ZM123 85L124 84V86L122 87V89H121V86L120 85ZM140 84V85H139ZM176 84H179L178 86H176ZM186 84V85H185ZM196 84L199 86V89L200 90H198L197 88H196ZM203 86H202V85ZM5 85V86H4ZM8 85V86H7ZM23 85V86H22ZM26 87H25V86ZM29 85V86H28ZM39 85V87H36V86H38ZM83 85V86H82ZM129 85V86H128ZM156 87H155V86ZM175 85V86H174ZM187 85L189 86V85H191L192 86V88L193 89H195V90H192V88H190L191 86H189V87H187ZM40 86H41V88H40ZM56 86V87H55ZM85 86V87H84ZM114 86H116V87H114ZM202 86V88H204L205 87V89L203 90V89H201L200 87ZM9 87V88H8ZM16 87H18V88H16ZM24 87H25V89H24ZM42 87H43V89H42ZM54 87V88H53ZM59 87H60V89H59ZM115 88V89H113V88ZM128 87H130V89L128 88ZM137 87V88H136ZM140 87V88H139ZM165 87V86H164ZM175 89H178V92H180V93H178L179 95H177V94H174L173 93V91L175 90ZM183 87V88H182ZM186 87H187V90H184V89H186ZM5 88V89H4ZM6 88H7V90H6ZM14 88V91L12 90ZM18 90H16V89ZM33 89V91H31L32 89ZM36 88H38V89H36ZM112 88V89H111ZM133 88H135L134 89V91H136V90H138L137 92H139L142 88V92H144L145 94H146V91L147 92H155L156 90V92H159L160 90V94L159 93H147L146 95L144 94V97L145 98H143V94H142V92L140 91V93L138 94V93H136V92H134L132 89ZM140 90H139V89ZM157 88V89H156ZM4 89V90H3ZM20 89V90H19ZM25 91H24V90ZM36 89V90H35ZM151 89V90H150ZM166 89V90H165ZM170 89L172 90V91H170ZM6 90V91H5ZM10 90H11V92H10ZM17 91V93H16V91ZM31 92H30V91ZM38 90V91H37ZM122 90V91H123ZM129 90V91H128ZM155 90V91H154ZM180 90V91H179ZM191 93H194L193 91H195V93L194 94H196V95H194V94H190V92ZM20 91V92H19ZM24 91V92H23ZM57 91V90H56ZM65 91V90H64ZM117 91H115V92H117ZM130 91H133L132 93H130ZM165 91H166V93H165ZM168 91V92H167ZM170 91V92H169ZM177 91V90H176ZM203 92V94H201L202 92ZM208 91V92H207ZM6 92H7V95H8V93H10L9 95L10 96H6V97H4L5 95H6ZM14 92H15V94H14ZM164 92V93H163ZM173 94H172V93ZM175 92V91H174ZM189 92V93H188ZM197 92V93H196ZM201 92V93H200ZM211 92V91H210ZM5 93V94H4ZM12 93V94H11ZM21 93H22V95H21ZM24 93V94H23ZM136 95H135V94ZM184 93V94H183ZM189 95H188V94ZM212 93V92H211ZM4 94V95H3ZM14 94V95H13ZM17 94V95H16ZM132 94H134L133 96H132ZM158 94V95H157ZM168 94H170V95H168ZM183 94V95H182ZM200 94V96H198V95ZM142 95V96H141ZM148 95H150L151 96V98H149L148 97ZM154 95V96H153ZM173 95H175V99H174V97H173ZM191 95V96H190ZM2 96V97H1ZM138 96H140V97H138ZM152 96L154 97V98H152ZM177 96H179V97H177ZM192 97V98H190V97ZM203 96V97H202ZM133 97H135V98H133ZM148 97V98H147ZM160 97V98H159ZM172 97V98H171ZM199 97H202V98H199ZM213 99H215L214 97H212ZM165 100H160V101H165ZM215 100H218V99H215ZM185 117V118H184ZM178 118L179 117H177V119H176V117H173V118H160L159 119V121L157 122V121H155V123L154 122H151V125L153 126V128L151 127V125H150V123H143L142 124V126L141 127H137V128H125V127H123V130L125 131V133H124V131L123 130H121V128H118V129H111L110 130V128H114V127H116V126H112V125H109V123H106L107 124V126H106V124L105 123H102V125L101 124H99V126H97L96 128H94L95 130H77L78 132H75L76 134H77V136L78 135H80V136H82L83 134H89V133H91L90 131H92V132H96V131H99V130H105L104 132H99V133H103V136H104V138L100 135V138H98L97 140H92V142L91 141H89V140H84V141H79V142H77V145H60V146H58L57 147V145L58 144H56V145H54L53 147L51 146V147H49L48 148V150H47V148H45V150L44 149H40L39 147H41L42 146V144L41 143H45L48 139L50 140V138H55V137H61L62 135H55V136H52V137H44V136H41V137H36L37 139H35L34 137L33 138H31V139H29L28 137L26 138V137H24V138H21L20 140H19V138L20 137H14V138H9V141L10 140H12V141H8V138H7V140L6 139H4V140H0L1 142H3V143H5V144H3V143H1L0 142V152H7V151H9L10 149L13 151L15 148L16 149H19V148H21V149H26V150H28V149H30V151L27 153L26 152V154L24 153V154H21L22 156L21 157H23L22 159H21V157H20V154L19 155H11V156H9V157H11V158H8V156L6 157V156H3V157H0L1 159L3 158V161L0 159V193L2 192H4V193H7V194H2V195H0V217L3 215V214H5L4 212H8V213H6V214H8V215H10L9 213H11V211H18V212H21L22 210H20V209H22L23 208V211H25V210H27V207L29 208V205L30 206H32V207H34L35 208V206L36 207H38L39 205H41L43 202H41V201H44V202H47V201H49V199L51 200V198H56V197H58L59 198V196L60 197H63V196H66V195H68V194H71V192H75L76 190H81V189H83V188H85V187H89V185H91L92 186V184H94V185H96V183H99V181H100V183H103V182H107V181H109L110 182V179L109 178H111V181L112 180H114L115 178H122V176H123V178H126V176L129 174V176L130 175H133V176H136V175H139V174H141L142 173V170H143V172H146L147 171V169L149 170L151 167V169H153V167L155 166H157L158 167V165L160 164L161 166H159V167H166V166H169V164H175V163H177L176 161H178V163H179V161H181L180 159L181 158H179V157H182V161L180 162V163H183V162H186V160H190V159H194L195 158V156H194V154L196 155V158L197 157H207V156H211V154H212V156H213V152H218V151H216V149H211L210 151H211V153H210V151H209V149H208V153L206 154V148H201L202 149V151H201V149L199 148V149H197L196 148V150L194 149V150H192L191 148H188V147H186V146H189L190 144H188L187 142H189L190 143V141L192 142V137L195 139V141H197L198 142V140H199V142L201 141L200 139H201V136H203L202 137V141L204 142L205 140H206V138H211L212 137V139H214V137H215V139H217L216 137H218V139L220 138L222 141H224V143H227V145H232L233 143H236V140H239L240 142H242L243 140H245V141H250V140H252V139H262V137L263 136H261V133H260V130H261V127L259 126L260 125V123H259V125H258V123H257V125L260 127H258L257 125H256V123H250V122H246V123H242L241 121L242 120H239L238 122H237V120H235V122L234 123H231V124H229V125H227V126H225V125H217L219 128H217L216 126H214V128L215 129H211V131L209 132L208 130H206L207 132H205V131H203V133L202 132H196V133H188V132H177L178 131V129H176V127H177V125H176V123H179L178 121L180 120V119H187V118H189L188 117V115H185V116H181L180 117V119L178 120ZM162 119V120H161ZM165 119V120H164ZM167 119V120H166ZM170 119V120H169ZM142 121H144V120H142ZM162 121V122H161ZM164 121H166V122H164ZM174 121V122H173ZM157 122V123H156ZM164 122V123H163ZM176 122V123H175ZM160 123V124H159ZM169 125H168V124ZM173 123V124H172ZM241 123V124H240ZM104 124V125H103ZM110 124H114V123H111L110 122ZM149 124V125H148ZM154 124V125H153ZM163 124V125H162ZM120 125H122L121 123H120ZM162 126L161 128H160V126ZM167 125V126H166ZM241 125H242V127H241ZM255 125V126H254ZM100 126H102V127H100ZM150 126V127H149ZM155 126V127H154ZM165 126V127H164ZM221 126V127H220ZM105 127V128H104ZM109 127V128H108ZM160 128V129H158V128ZM174 127H175V131H174ZM179 127V126H178ZM246 127V128H245ZM250 127V128H249ZM252 127V128H251ZM100 128V129H99ZM146 128H147V130H146ZM149 128V129H148ZM152 128V129H151ZM162 128H164L165 129V131H162V130H164V129H162ZM217 128V129H216ZM248 128V129H247ZM256 130H255V129ZM109 129V130H108ZM126 129V130H125ZM129 131H128V130ZM138 129H139V131H138ZM155 129V130H154ZM158 129V130H157ZM169 130L168 132L166 131V130ZM171 129V130H170ZM244 129V130H243ZM250 129H251V131H250ZM119 130V132H117ZM136 130V131H135ZM141 130V131H140ZM146 130V133L144 132ZM149 130V131H148ZM151 130H153V131H155L154 133L151 131ZM158 132H157V131ZM246 130V131H245ZM249 130V131H248ZM259 130V131H258ZM86 131V132H85ZM135 131V132H134ZM171 131V132H170ZM219 131V132H218ZM256 131V132H255ZM83 132V133H82ZM85 132V133H84ZM89 132V133H88ZM106 132L108 133V134H106ZM112 134H110V133ZM140 132V134H138ZM143 132V133H142ZM164 132H166V134L164 133ZM74 132L73 133H71V134H69L68 136H71V135H74L75 134ZM82 133V134H81ZM115 133H116V136H117V138H116V136H115ZM130 133H131V135L132 136H130ZM132 133H134V134H132ZM137 133V134H136ZM149 133V134H148ZM153 134L152 135V137L153 138H149V136L151 137V134ZM162 133V134H161ZM171 133V134H170ZM173 133V134H172ZM179 133V134H178ZM185 133V134H184ZM200 133V134H199ZM219 133V134H218ZM238 133V134H237ZM129 134V135H128ZM156 136H155V135ZM167 134H169V135H167ZM177 134V135H176ZM181 134V135H180ZM184 134V135H183ZM192 134H193V136H192ZM197 134V136L198 137H200V139L197 137V136H195ZM203 134V135H202ZM243 134V135H242ZM253 134V135H252ZM256 134V135H255ZM121 135V136H120ZM123 135H126V136H123ZM139 135H140V137H139ZM144 135H146V137L144 138ZM162 135H163V137H162ZM174 135V136H173ZM185 135H190L188 138H190L191 136V140L190 139H186V140H184V136ZM208 135V136H207ZM224 135V136H223ZM230 135H231V138H230ZM240 135V136H239ZM244 135H248L247 137H244ZM250 135V136H249ZM254 135L257 137H254ZM64 136H67V135H65L64 134ZM109 136V140H111V141H113V142H110L109 140H107V137ZM113 136H114V138H113ZM120 136V138H118ZM123 136V138H121ZM128 136V137H127ZM136 136V137H135ZM162 138H161V137ZM166 136V137H165ZM168 136H170V137H168ZM178 136V137H177ZM179 136H180V138H179ZM214 136V137H213ZM220 136H222V137H220ZM43 137V138H42ZM130 137V138H129ZM135 137V138H134ZM172 137H173V139H172ZM175 137H177V139L175 138ZM205 137V138H204ZM16 138V139H15ZM42 138V139H41ZM46 138V139H45ZM138 138V139H137ZM164 138V139H163ZM183 138V139H182ZM197 138V139H196ZM223 138V139H222ZM225 138V139H224ZM233 138V139H232ZM236 138V139H235ZM264 138V137H263ZM15 139V140H14ZM18 139V140H17ZM33 139H34V141H36V143L33 141ZM41 141H39V140ZM103 139H104V141H103ZM114 139H115V141H114ZM118 139V140H117ZM122 139H124L123 141L120 140ZM127 139V140H126ZM140 139V140H139ZM142 139H143V141H144V139H146L145 141H144V143H143V141H142ZM149 139V140H148ZM152 139V140H151ZM161 139H163V141L161 140ZM168 141H167V140ZM176 139V140H175ZM183 141H182V140ZM211 139V140H212ZM214 139V140H215ZM217 139V140H218ZM219 139V141H221ZM230 139H232V141H230ZM241 139H242V141H241ZM30 140V141H29ZM45 140V141H44ZM101 142H100V141ZM109 141V142H107V141ZM132 140V141H131ZM137 141V145L138 144H140L141 142V144H140V146H141V148L143 147L144 148V146H145V148H146V145L148 144V143H150L151 142V144H148L149 145V147L147 146V148L145 149H141L140 147H139V145L137 146L134 142H136ZM149 142H148V141ZM158 140L160 141V144L157 146V145H155V142H157V143H159L158 142ZM178 140V141H177ZM190 140V141H189ZM233 140H235V141H233ZM6 141V142H5ZM9 143H8V142ZM14 141H15V143H14ZM17 141H19V142H17ZM21 141V142H20ZM28 141V143H26ZM33 141V142H32ZM39 141V142H38ZM43 141V142H42ZM94 141H96V142H94ZM118 141V142H117ZM146 141H147V144H146ZM172 141V142H171ZM175 141H177V142H175ZM194 140H193V142H195ZM201 141V142H202ZM38 142V143H37ZM100 142V143H99ZM127 142H129L128 144H127ZM132 142H133V145H132ZM165 142V143H164ZM167 142H168V144H167ZM184 142V143H183ZM238 142V141H237ZM20 143H22V144H20ZM31 143V144H30ZM33 143H35V144H33ZM86 143H87V145H86ZM108 145H107V144ZM120 143H121V145H120ZM163 144V146H162V144ZM176 143H177V145H176ZM182 143V144H181ZM188 145H187V144ZM18 144V145H17ZM20 144V145H19ZM23 144H25V145H23ZM36 144H38V146L36 145ZM48 144V143H47ZM47 144H45V145H47ZM81 144V145H80ZM82 144H84V145H82ZM101 144V145H100ZM1 145H3V146H1ZM11 145H13L12 147H11ZM24 147H23V146ZM27 145H29V147L27 146ZM31 145V146H30ZM51 145V144H50ZM125 145H127V149H126V147H125ZM151 145V146H150ZM161 145V148H159V146ZM180 145V146H179ZM226 145V144H225ZM19 146V147H18ZM33 146L35 147L34 149H32V152H31V148H33ZM44 146V145H43ZM67 146V147H66ZM71 146V147H70ZM78 146H79V148H78ZM120 146V147H119ZM132 146V147H131ZM152 146H154L153 148H152ZM168 147V148H166V149H168V150H166L164 147ZM170 146V147H169ZM172 146H174L175 147V149L174 148H172ZM182 146V147H181ZM183 146H185V147H183ZM9 147V148H8ZM14 147V148H13ZM18 147V148H17ZM27 147V148H26ZM37 147V148H36ZM55 147H56V149H55ZM69 150V151H67L66 150V148ZM73 147V148H72ZM76 149H75V148ZM84 147V148H83ZM125 147V148H124ZM128 147L130 148V149H128ZM133 147H136V148H133ZM140 149H138V148ZM158 147V149H156V148ZM177 147V148H176ZM179 147H181V149H179ZM39 148V149H38ZM54 148V149H53ZM65 148V149H64ZM70 148H71V150H70ZM119 148H121V149H119ZM164 150H163V149ZM169 148H170V150H169ZM185 148V149H184ZM4 151H3V150ZM7 151H6V150ZM59 149V150H58ZM116 149V150H115ZM122 149H124V151L122 150ZM127 151H129V152H127ZM135 151H134V150ZM138 149V150H137ZM157 151H156V150ZM173 149H174V152H176V153H174L173 152ZM179 149V150H178ZM183 149V150H182ZM188 151H187V150ZM189 149H191L190 151H189ZM204 149V150H203ZM42 150V151H41ZM121 150V151H120ZM133 150V151H132ZM152 150V151H151ZM161 150V152H162V150H163V152L161 153V152H158V151H160ZM169 151V153L167 154V152L166 151ZM185 150V151H184ZM198 150H200L199 151V154H198ZM215 150V151H214ZM40 151H41V153H40ZM43 151H47L48 153H43ZM118 151V152H117ZM140 151V152H139ZM149 151V152H148ZM178 151H179V153H178ZM183 153V151H184V153L186 154V156H184L185 154L183 153V155H182V153ZM194 151H196V152H194ZM204 151V152H203ZM120 152H122L121 154H118V153H120ZM165 152V154H167V155H164L163 153ZM171 152H173V153H171ZM188 154H187V153ZM192 152H194V153H192ZM201 152H203V154L201 153ZM31 153H32V155H31ZM37 153H39V154H37ZM104 153V154H103ZM110 153L113 155H110ZM115 153V154H114ZM149 153V154H148ZM30 154V155H29ZM37 154V155H36ZM125 154V155H124ZM129 154V155H128ZM133 154V155H132ZM145 154H148V155H145ZM151 154V155H150ZM159 154V155H158ZM177 154V155H176ZM190 154H192V156H194V157H191V155ZM204 154L206 155V156H204ZM26 155V156H25ZM29 155V156H28ZM105 155L106 156H108V157H105ZM142 155L145 157H142ZM178 155H179V157H178ZM182 155V156H181ZM187 155H189V156H187ZM199 155V156H198ZM203 155V156H202ZM13 156H15L14 158H13ZM34 156V157H33ZM39 156V157H38ZM46 156V157H45ZM112 156V157H111ZM131 156V157H130ZM147 156V157H146ZM6 157V158H5ZM16 157H18V159L16 158ZM30 157V158H29ZM98 157H103V158H98ZM105 157V158H104ZM111 157V158H110ZM137 159H136V158ZM140 157V158H139ZM148 157H151V158H148ZM165 157V158H164ZM168 157V158H167ZM172 157L174 158V159H172ZM177 157L179 158V160L177 159ZM185 157H186V159H185ZM189 157V158H188ZM107 158V159H106ZM129 158V159H128ZM161 158V159H160ZM8 159H10V160H8ZM106 159V160H105ZM123 159V160H122ZM138 159H141L140 161L138 160ZM146 159V160H145ZM155 159V160H154ZM165 159V161H163ZM15 160V161H14ZM111 160V161H110ZM118 160V161H117ZM150 160V161H149ZM162 160V161H161ZM168 160H170V163H169V161ZM172 160H174L175 162H172ZM42 161V162H41ZM156 161H161V162H156ZM167 161V162H166ZM49 162V163H48ZM121 162V163H120ZM153 162V165L152 164H150V163H152ZM154 162H156L157 164L155 165V163ZM164 164H163V163ZM189 162V161H188ZM44 163V164H43ZM147 163V164H146ZM134 164V165H133ZM144 164V165H143ZM167 164V165H166ZM88 165V166H87ZM95 165V166H94ZM146 165H149V168H148V166H146ZM151 165V166H150ZM162 165H166V166H162ZM101 166V167H100ZM125 166V167H124ZM129 166V167H128ZM131 166V167H130ZM147 168H146V167ZM124 170H123V169ZM130 168H132V169H130ZM137 168V169H136ZM145 168H146V170H145ZM128 169V170H127ZM129 169H130V171H129ZM49 170V171H48ZM119 170V171H118ZM136 172H135V171ZM41 171H42V173H41ZM47 171H48V173H47ZM55 173H54V172ZM116 171H117V173H116ZM40 172V173H39ZM57 172V173H56ZM66 172V173H65ZM114 172V173H113ZM127 172H129L128 174H127ZM133 172V174H131ZM135 172V173H134ZM44 173V174H43ZM112 173V174H111ZM104 174V175H103ZM108 174V175H107ZM109 174H111V175H109ZM116 174V175H115ZM121 174V176H119ZM126 174V175H125ZM28 175V176H27ZM65 177H64V176ZM101 175V176H100ZM103 175V176H102ZM107 175V176H106ZM109 176V177H108ZM115 176V178H113ZM125 176V177H124ZM43 177H44V179H43ZM97 179H96V178ZM131 177V176H130ZM24 178V179H23ZM36 178V179H35ZM99 178V179H98ZM102 178V179H101ZM127 178H128V176H127ZM92 179V180H91ZM105 179V180H104ZM107 179V180H106ZM109 179V180H108ZM41 180H42V182H41ZM86 180H90V181H86ZM104 180V181H103ZM116 180V179H115ZM49 181V182H48ZM84 181H85V183H84ZM91 181H94V182H91ZM103 181V182H102ZM46 184H45V183ZM87 182V183H86ZM105 182V183H106ZM8 183V184H7ZM76 183H78V184H76ZM81 183V184H80ZM2 184V185H1ZM41 184V185H40ZM76 184V185H75ZM80 184V185H79ZM84 186H83V185ZM14 186V187H13ZM17 186V187H16ZM25 186V187H24ZM71 186V187H70ZM90 186V187H91ZM76 187H81V188H76ZM45 188V189H44ZM64 188H66V189H64ZM69 188V189H68ZM19 189V190H18ZM21 189V190H20ZM58 189H60V190H58ZM76 189V190H75ZM5 190V191H4ZM56 190V191H55ZM64 190V191H63ZM72 190V191H71ZM54 191V192H53ZM49 192V193H48ZM53 192V193H52ZM77 192V191H76ZM16 193V194H15ZM46 193V194H45ZM62 193V194H61ZM59 194H61V195H59ZM15 195V196H14ZM42 195V196H41ZM43 195H45V196H43ZM28 196V197H27ZM32 196L33 197H35V198H33V200H32ZM37 196H40V197H37ZM31 197V199H26V198H30ZM37 197V198H36ZM48 197H50L49 199H48ZM21 198V199H20ZM23 199V200H22ZM40 199H43V200H40ZM37 200V201H36ZM40 200V201H39ZM53 200V199H52ZM19 201H21V202H19ZM26 201H28V202H26ZM39 201V202H38ZM13 202V203H12ZM16 202V203H15ZM25 202V203H24ZM3 203V204H2ZM9 203H11L12 204V206H11V204H9ZM27 203V204H26ZM34 204V206H33V204ZM37 203H39V205L37 206L36 204ZM21 204V205H20ZM7 205V206H6ZM18 205V206H17ZM20 206H22V207H20ZM16 207V208H15ZM26 207V208H25ZM12 208H15V209H12ZM7 209H9V210H7ZM31 209V207L29 208V210ZM33 209V208H32ZM20 210V211H19ZM2 211H4V212H2ZM10 211V212H9ZM18 212H16V213H18ZM11 214H14V212L13 213H11ZM4 216V215H3ZM66 240H64V239H60V240H62V241H60L59 239H57V240H54V243H51V244H47V246L48 247H50L52 244L54 245V244H57V241H59L60 243L62 242H64V241H66V242H68L69 240H70V238H65ZM72 239V238H71ZM74 241V240H73ZM58 242V245L60 244ZM46 246V245H45ZM46 246V247H47ZM44 247V246H43ZM42 249V247H38V248H36V249ZM31 251H33V250H30V252H28L30 255H28V253H27V251H26V253H24V252H21L22 254L24 253V254H26V255H24L23 254V256H22V254H20V253H17L18 255H16V254H14V255H11V257L13 256V257H15V258H20L19 256L21 255V258H25L26 256L28 257H31V256H34V255H32V252ZM33 254H36V253H33Z\"/></svg>","mask_w":264,"mask_h":264}]
</instances>
